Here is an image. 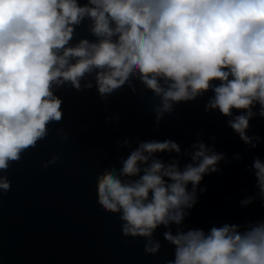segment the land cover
<instances>
[{
	"label": "clouds",
	"instance_id": "obj_1",
	"mask_svg": "<svg viewBox=\"0 0 264 264\" xmlns=\"http://www.w3.org/2000/svg\"><path fill=\"white\" fill-rule=\"evenodd\" d=\"M85 17L96 38L70 43ZM134 80L159 98L157 121L175 103L211 90L206 110L231 117L232 129L255 147L246 130L255 105L264 116V0H0V170L62 118L54 85H94L107 98L135 91ZM163 151L181 149L170 138L141 141L99 182L102 208L119 213L125 235L145 237L148 253L161 247L154 230L181 224L196 186L224 155L197 140L181 166L156 155ZM250 168L264 199V160L254 158ZM9 187L0 175V189ZM163 235L175 246L166 264H264V220L243 230L224 223Z\"/></svg>",
	"mask_w": 264,
	"mask_h": 264
},
{
	"label": "water",
	"instance_id": "obj_2",
	"mask_svg": "<svg viewBox=\"0 0 264 264\" xmlns=\"http://www.w3.org/2000/svg\"><path fill=\"white\" fill-rule=\"evenodd\" d=\"M89 26L85 17L70 43L82 37L95 39ZM133 83L135 91L125 87L107 98L94 85L53 86L62 98V118L49 122L45 137L0 170L10 181L7 190L0 189V264H166L174 259L175 248L163 235L169 229L208 231L214 225L235 223L243 230L264 220V199L250 168L254 158L264 160V116L258 114L259 105L254 106L257 114L246 130L253 147L229 125L231 117L218 109L206 110L211 90L175 103L157 121L159 98L140 81ZM166 138L181 149L156 154L166 162L176 158L183 166L191 159L186 150L191 152L197 140L224 155L216 170L205 173L196 186L195 202L185 210L188 214L181 224H160L154 230L152 238L161 247L148 253L145 237L125 235L119 213L102 208L99 182L120 168L139 142ZM53 156L58 159L46 164ZM188 188L192 189L191 183ZM249 196L254 199L242 204Z\"/></svg>",
	"mask_w": 264,
	"mask_h": 264
}]
</instances>
